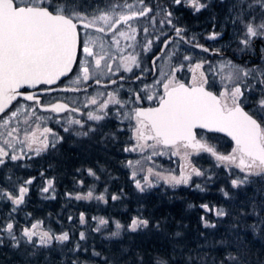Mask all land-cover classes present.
Returning <instances> with one entry per match:
<instances>
[{"label": "flooded vegetation", "instance_id": "flooded-vegetation-1", "mask_svg": "<svg viewBox=\"0 0 264 264\" xmlns=\"http://www.w3.org/2000/svg\"><path fill=\"white\" fill-rule=\"evenodd\" d=\"M199 2L205 6L196 11L188 0H182L179 5L171 0V11L166 13H172L174 27L164 36L161 34L160 26L161 10H152L147 6L146 8L151 9L148 15L155 16L152 18L154 21H149L145 16H138L132 19H140L137 27L131 28L123 22L116 24L115 28L97 22L94 28L78 26V49L71 73L52 86L42 84L32 90L21 89L22 93H29L35 99L27 101L18 98L6 111L8 112L16 103H25L29 105V112L33 116L37 117L35 112L46 115L54 131L49 132L47 143L41 145L39 151L15 149L3 158L5 163L0 165V201L6 203L10 209H15L19 205L13 204L8 197L13 196L11 194L19 186L29 188L27 201L30 194L39 193L40 188H44L45 181L52 182L51 188L46 192L51 197L47 199H52L56 192L64 193L65 187L59 186L61 184L59 173L62 172L61 161L64 160L66 144L74 139L81 145L82 141L88 140V136L95 140L90 139L94 141L93 143L101 142L105 147L100 150H105L103 157L94 154L95 156L88 158L74 148L75 157L79 160L85 157L83 160L89 163L85 174L88 177L86 182L91 183L84 186L85 191L88 189L87 186L89 190L96 189V173L99 168L102 172L106 168H116L119 173L132 179L130 163H135L134 161L140 157L147 158L149 162H152V159H160L161 150L167 151L171 157L169 162L178 161L171 164L170 171L181 170L178 163L183 165L182 169L186 172H190L192 168L205 171V166L213 163L216 156L208 151L185 148L182 142L165 146L155 140L138 139V128L145 132L146 137L154 133L142 128L135 117L138 110L159 106L160 99L165 94L164 84L169 80L174 84L192 86L194 77L197 84H202L204 89L220 99L221 103H227L229 106L231 100L225 94L239 86L244 93L239 97L240 106L250 115L256 111L257 100L264 96V35L247 36L241 20L247 21L254 17V23L264 22V7L256 0H199ZM94 14L92 11L84 12L82 16L86 19L82 22L91 21ZM74 21L80 20L74 18ZM98 27H103L105 31H97ZM144 29L148 31L145 32ZM176 29L182 30L179 36ZM210 31L218 32V37L210 38L204 35ZM120 32H124L125 35L120 36ZM173 34L177 36L173 37L168 46L161 51L164 40ZM96 35L100 43L96 41ZM149 40L152 41L150 46ZM89 41L92 42L88 46L92 48L93 56H87L82 51L81 44ZM101 47L104 48V59L97 66L95 60L101 55L97 54L96 49ZM133 56L136 58L135 64L130 60ZM197 64L201 65L199 69H196ZM90 66L93 68L92 71L89 70ZM85 67L89 70L87 80L84 79ZM128 68H131V71H128ZM72 75L76 76L70 81ZM83 99L86 101L81 104ZM93 99L96 100V104L91 103ZM113 100L118 103H114ZM58 103H65L70 108L63 112L45 109ZM104 104L107 107L101 108ZM70 113H74L80 123L66 131L65 128L69 126L64 127L56 122ZM90 114L103 116V119L90 120ZM194 132L197 141L211 147L218 155H230L236 149V144L224 135L207 132L202 128H196ZM212 138L215 139L211 140ZM115 154L116 158H113ZM12 155L21 158L11 160ZM226 165L228 166L223 170L225 177L239 179L247 175L234 164ZM90 170L92 174H89ZM80 176L76 171V179ZM252 176L256 175H247L248 178ZM28 180L32 183L27 184ZM189 181L192 186L200 183L205 187V178L193 175ZM75 183L77 184H72L70 189L82 193V181L78 179Z\"/></svg>", "mask_w": 264, "mask_h": 264}, {"label": "trees", "instance_id": "trees-1", "mask_svg": "<svg viewBox=\"0 0 264 264\" xmlns=\"http://www.w3.org/2000/svg\"><path fill=\"white\" fill-rule=\"evenodd\" d=\"M119 1L47 0L45 6L59 4L63 8L71 3L75 11L86 12L96 9L95 5L103 7ZM145 2L152 10L160 9L165 14L171 11V0ZM87 138L81 145L74 139L66 144L59 173L64 193L43 199L35 192L15 209L0 201V227L12 223L16 236L13 240L0 231V264H264V174L252 176L236 187L222 172L224 177L218 178L222 185L208 178L203 191L195 186L165 184L140 191L128 175L116 168L104 172L99 168L96 193L103 195L104 202H76L72 184L80 179L84 193V186L91 183L86 182L89 163L83 159L86 155L103 157L105 150H100L105 147L101 142ZM74 148L85 157H75ZM76 171L81 175L77 179ZM204 204L209 211L202 207ZM215 207L223 208L224 215L214 214ZM100 219L107 223L100 224ZM134 219L147 220V227L132 231ZM35 221L52 233H67L69 239L61 246L56 241L47 246L29 243L23 230ZM206 223L215 226L206 227Z\"/></svg>", "mask_w": 264, "mask_h": 264}, {"label": "snow or ice", "instance_id": "snow-or-ice-1", "mask_svg": "<svg viewBox=\"0 0 264 264\" xmlns=\"http://www.w3.org/2000/svg\"><path fill=\"white\" fill-rule=\"evenodd\" d=\"M140 2L143 3V0H140ZM188 2L196 11L205 6L199 0H188ZM256 2L264 7V0H256ZM174 3L179 5L182 0H174ZM115 7L117 5L112 6L113 11ZM124 7L131 9L133 6L125 4ZM150 11V8H144L138 12L133 11L131 14H120L115 21L109 13L105 12L84 23L83 27H96V21L99 20L103 21L104 24H110L111 28H115L118 23H127L138 16H146ZM166 15L170 17L172 13L168 12ZM74 18L80 21L86 19L72 8L71 3L62 8L59 4L56 6H43V0H28L27 3H24V6H21L17 0H0V111L3 110L4 105L19 94L18 90L22 86L34 87L40 83L52 84L60 76L71 70L78 46L77 24L74 23ZM254 20V17L247 21L241 20V23L245 25L247 36L264 35V22L254 23ZM168 22L171 23L170 20ZM96 30L99 32L105 31L103 27H98ZM132 30L135 31V29ZM144 31L147 32L148 30L144 29ZM175 31L179 36L182 30L176 29ZM119 35L124 36L125 33L120 32ZM244 42L247 43V40ZM90 43L92 42L81 44L82 51L87 56L94 55L92 48L88 46ZM151 43L152 41L149 40L148 46ZM168 43L169 41L165 40L164 46L167 47ZM102 59H104L103 55L95 60L97 66L100 65ZM185 59L188 58L185 57ZM130 60L133 64L136 63L134 56L130 57ZM200 67L201 65H196V69ZM127 70L131 71V68ZM88 71L87 67L83 69L85 80L89 78ZM245 75H248V73H245ZM164 89L165 94L161 97L157 108L135 112V117L139 120L142 128L149 129L154 133L146 137L145 132L138 128V139L155 140L165 146L182 142L185 148L208 151L216 156L217 160L234 164L247 175L260 176L264 174V96L257 100V109L250 115L240 106L239 97L243 96L244 93L239 86H236L230 93L225 94L231 100L230 106L227 103H221V100L211 92L206 91L202 84H197L195 77L192 86L186 87L184 84H174L172 80H169L168 83L164 84ZM149 98L151 99V97ZM25 99L34 100L35 97L27 95ZM113 102L118 103L115 100ZM91 103L96 104V100L93 99ZM104 107H107V105H101V108ZM65 108L66 105L57 104L53 106L52 110L60 112ZM89 119L99 121L103 119V116L90 114ZM75 123L80 122L75 121ZM198 127L227 133L235 140L236 149L230 155H218L214 149L196 140L194 129ZM65 130L67 131V129ZM6 156H8V153L0 149V165L5 163L3 157ZM20 158L16 155L10 157L11 160ZM89 174H92L91 170ZM193 175L201 176L203 173L196 168H192L190 172H185L179 177L169 176L166 181L171 184H187ZM245 180L234 179L232 185L236 187L244 183ZM26 183L31 184L32 181L28 180ZM51 186L52 182L48 181V187H45L43 191L48 192ZM136 186L141 188L139 182ZM141 190L143 189L141 188ZM27 191L26 187H20L18 197L9 196L8 198L12 200L13 204L20 205L23 203ZM91 195L92 193L89 192L87 198H90ZM77 199H81V197L77 196ZM112 199H117V197L113 196ZM202 207L207 208V205ZM216 214L222 216L224 212L220 210ZM83 219V216H81L82 222ZM106 223L105 220L100 221V224ZM147 225V220L134 219L130 228L132 231H136L137 228L147 227ZM205 226L214 227L215 225L206 223ZM36 227L37 225H32L33 229ZM13 228L12 223H6L0 227V231L7 232L13 240H16ZM116 228L120 229L121 225L116 223ZM118 234V232L113 233V235ZM36 235L37 233L30 229L23 230V236L27 238L29 243H32V238ZM83 238L84 235L81 233V239ZM52 239L63 242L67 241L69 237L67 233L53 237L48 232H43L39 236V245L47 246Z\"/></svg>", "mask_w": 264, "mask_h": 264}, {"label": "rangeland", "instance_id": "rangeland-1", "mask_svg": "<svg viewBox=\"0 0 264 264\" xmlns=\"http://www.w3.org/2000/svg\"><path fill=\"white\" fill-rule=\"evenodd\" d=\"M145 1L146 0H143V3H141L140 0H120L117 3H109L103 7H99V6L95 5V7H97V8L90 10V11L95 13L93 18L101 15L102 13L107 12L112 16V19L115 20L117 15H120L123 13L124 14H131V12H133V11L138 12L139 10L146 8L147 5H146ZM17 2H19L21 6H24V3H27L28 0H17ZM47 4H48L47 0H43V6H45ZM125 4H131L133 7L131 9H129L127 7H124ZM113 5H117V7H115L114 11L112 10ZM78 12L81 15L84 13L83 11H78ZM145 17H146V19H149V21H154V19H152V18H154L155 16L147 14ZM139 20H131L125 24L131 28L137 27L139 24ZM169 20L171 21V23L168 22ZM161 21H163V23H161V25H160L161 26V34H162V36H164L167 32H169L174 27V23L172 21L171 16L168 17L162 11H161ZM96 22L101 23L102 25H106L107 27L110 25V24H104L103 21H99V20H97ZM140 23H141V21H140ZM218 34H219L218 32L210 31L207 33L205 32L204 35L208 36L210 38H212L213 36L215 38H217ZM95 37H96V41L98 43H100L101 41L98 40L99 37L97 35ZM103 45L104 44H102V46ZM103 47L96 49L97 54L103 55V50H104ZM89 70L92 71L93 68L90 66ZM75 76L76 75H74V76L72 75V77L70 78V81H73ZM85 101L86 100L83 99V101H81V104H82V102L85 103ZM81 104H80V106H81ZM29 109H30L29 105L19 102V103H16L8 112H6L5 115L0 117V149H3L7 153H11L15 149L16 150L21 149L22 151L29 149V150H32L33 152H36L37 150H40L41 145H44L45 143H47V140L49 139L48 138L49 132L54 131L53 130L54 128L50 125L51 121L47 120L48 117L46 115L40 114L37 112H35L37 117L33 116L29 112ZM13 113H15V115H13ZM75 121H77V119L75 118V114L70 113V114L62 116L60 118V121L56 122V123L58 125H61L64 127L69 126L68 128H65V129H67V131H70V129H72L71 127L76 126L78 124V123H75ZM213 139H215V138H212L211 140H213ZM159 152H160V159H152L153 161L149 162L147 160V158L140 157L139 159L134 161L135 163H130L129 169H130V175L132 176L131 180L133 182V185L137 188L136 184H137V182H139L141 185V188L143 190L157 186L161 183H163L165 185L173 186V187L192 186L191 181H189L187 184H184V183L171 184V183H168L166 181L167 177H169V176L179 177L183 173H185L186 171L184 169H182L183 165L181 163H178V164H180L181 170H179L178 172L170 171V167H172L171 164L177 163L178 161L169 162L171 157L167 154L166 150H161ZM165 161H168V163H166ZM227 166L228 165H226L225 162H221V161L217 160V158H215L213 163H210L207 166H205V171L201 170L203 175L199 176V178H203V179L204 178L205 179L210 178V180L212 181L213 184L222 185V182L218 181L219 180L218 178L224 177V173H222V172H223V170H225L224 168H226ZM209 170H210V172L207 173V176H206L205 173H206V171H209ZM234 179H235V177L229 179V184L232 185V180H234ZM248 179L249 178L247 177L246 180H245V178H239V179H235V180H245L244 183H246L248 181ZM244 183H242V184H244ZM197 185H199V187H197ZM239 185H241V184H239ZM20 187H26L27 190H29V188L27 186H19L18 189L14 193L11 194V195H13L11 197H13V198L18 197ZM45 187H48V181H45L44 188ZM44 188H40L39 194H42V195H39V196L42 197L43 199H47L48 197H51V196L49 194L47 195V193L43 191ZM141 188H137V189L141 191ZM195 188H197L199 191H203L205 189V187L200 183H197ZM89 192H91L92 195L90 198H87ZM27 193H28V191L24 195L23 203L26 202ZM45 193H46V195H45ZM77 196L81 197V199H77ZM72 197L76 201L79 200L80 202H82V201L97 202L99 199H101V202H104L103 195L97 194L95 188H93L92 190L87 189L86 192L80 193V194L77 193V191H76V192H74ZM212 207L214 208V206H212ZM203 208L206 211L210 210V208L208 206H207V208H205V207H203ZM220 210H222L224 212L223 208L215 207V209H213L214 214H216ZM100 220H103V219H100ZM32 225H37V227L35 229H33ZM26 228L30 229L32 231H35L37 233V235L32 238V241H34L38 244H39V236L43 232H48L53 237H56V236L63 234V233L56 234L54 232L52 233L40 221H35L32 224H29ZM26 241H27V238H26ZM54 241H56V243L60 244V246L64 242V241L61 242V241H58L56 239H52V241L49 244H52Z\"/></svg>", "mask_w": 264, "mask_h": 264}, {"label": "water", "instance_id": "water-1", "mask_svg": "<svg viewBox=\"0 0 264 264\" xmlns=\"http://www.w3.org/2000/svg\"><path fill=\"white\" fill-rule=\"evenodd\" d=\"M74 23L77 24V32H78V26L83 27V24H84L85 22H82V21H76V22H75V21H74ZM92 28H94V27H92ZM175 36H177V35L173 34V35L169 36L168 38H166L165 40L169 41V43H170V42L172 41L173 37H175ZM165 40H164V41H165ZM78 41H79V39H78ZM169 43H168V44H169ZM164 48H165V46H164V42H163V46H162L161 51H163ZM77 49H78V46H77ZM76 55H77V51H76ZM75 60H76V57H75ZM75 60H74L73 64L71 65V70L68 71V72H66L64 75L60 76V77H59L54 83H52V84L40 83V84L35 85L34 87H33V86H29V85H24V86H22V87L18 90L19 94H17V95L15 96V98H14L13 100H11L8 104H6V105L3 106V110L0 111V115H2L3 113H5V112L11 107L12 102L16 101L18 98H21V99L27 100V99H25V96L29 95V93H22V92H21V89L26 88V89L32 90V89H34V88H36L37 86L42 85V84H44V85H48V86H52V85H55V84L58 82L59 79L68 76V75L71 73V71L73 70V67H74V64H75ZM184 85H185V84H184ZM185 86L188 87L187 85H185ZM205 90H206V89H205ZM206 91H207V90H206ZM208 92H209V91H208ZM214 96H215V95H214ZM27 101H29V100H27ZM58 104L66 105V108H65L64 110L60 111V112H63V111H65L66 109L70 108V107H69L67 104H65V103H58ZM55 105H57V104H55ZM53 106H54V105H53ZM53 106L46 107L45 109H46V110H48V109H53ZM198 128H199V127H198ZM202 129H204V128H202ZM194 130H195V129H194ZM205 131H207V132H211V133H217V134L224 135L225 137L229 138L230 140H232V141L236 144L235 140H233L232 137H231V136H228L227 133H225V132L210 131V130H208V129H205Z\"/></svg>", "mask_w": 264, "mask_h": 264}]
</instances>
